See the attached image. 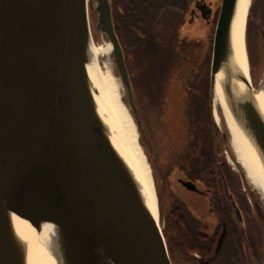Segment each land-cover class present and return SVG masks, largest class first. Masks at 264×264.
Returning a JSON list of instances; mask_svg holds the SVG:
<instances>
[{
  "label": "water",
  "instance_id": "1",
  "mask_svg": "<svg viewBox=\"0 0 264 264\" xmlns=\"http://www.w3.org/2000/svg\"><path fill=\"white\" fill-rule=\"evenodd\" d=\"M236 2L220 0L210 99L221 74L229 109L264 161V118L251 82L231 58ZM89 3L137 116L110 0H0V264H23L8 215L34 230L42 221L55 224L62 236L61 264H172L162 228L145 209L131 172L95 113L85 75ZM207 5L198 6L204 18L212 9ZM233 82L240 83L236 91ZM214 121L228 141L222 123ZM181 183L196 188L189 179Z\"/></svg>",
  "mask_w": 264,
  "mask_h": 264
},
{
  "label": "trees",
  "instance_id": "2",
  "mask_svg": "<svg viewBox=\"0 0 264 264\" xmlns=\"http://www.w3.org/2000/svg\"><path fill=\"white\" fill-rule=\"evenodd\" d=\"M110 2L115 32L124 52L133 91H137L136 86H139L140 90L146 93L150 100L148 108H159L158 114H164L165 93L177 80L181 82L179 89L190 92L185 103L188 107L187 135L178 153L180 168L188 179H200L204 185L210 187L211 201L217 206L214 207L219 212L226 210L228 231L222 246L214 252L215 239L211 241L205 237L203 240L197 235L186 207L180 199L170 194L171 200L162 228L169 255L181 264H188L191 260L189 252L194 247L200 249L206 245L211 251L210 264H246V256L240 251L235 233L230 230L233 223L229 215V206L232 202L236 205L241 203L248 213L249 208L241 194L236 191L239 183L236 179L232 181L229 175L231 170L219 153L221 143L215 141L212 132L213 128L216 129L208 103L212 36L200 44L183 32L188 9L193 1L189 3V0H110ZM177 9L186 10V13L176 12ZM177 41L196 42V45L183 52L179 51ZM157 52H161L162 56L159 61L161 80L156 93L152 85L145 91L143 70L146 71L150 64L144 60L149 59V54L154 58ZM147 55L149 56L146 59ZM175 89H178V86ZM220 170L223 171L224 178L221 177Z\"/></svg>",
  "mask_w": 264,
  "mask_h": 264
},
{
  "label": "bare ground",
  "instance_id": "3",
  "mask_svg": "<svg viewBox=\"0 0 264 264\" xmlns=\"http://www.w3.org/2000/svg\"><path fill=\"white\" fill-rule=\"evenodd\" d=\"M251 0H237L230 28V43L233 62L241 73L251 82L250 91L260 113L264 118V80L255 88L249 73L245 46V27ZM111 43L102 39L97 43L93 32L86 48L85 75L91 92L95 113L103 132L113 149L127 165L143 202L152 219L159 225L157 199L151 171L143 150L138 142L135 124L121 100L119 84L108 64L102 59L108 56ZM217 74L213 88L214 116L220 121L228 134L232 149V163L242 169L245 178L264 196V161L249 133L233 117L219 82ZM237 82V81H236ZM233 82L236 91L240 83ZM13 245L18 250L23 264H61L60 244L62 236L59 228L48 221L39 223L34 230L27 221L8 215Z\"/></svg>",
  "mask_w": 264,
  "mask_h": 264
},
{
  "label": "rangeland",
  "instance_id": "4",
  "mask_svg": "<svg viewBox=\"0 0 264 264\" xmlns=\"http://www.w3.org/2000/svg\"><path fill=\"white\" fill-rule=\"evenodd\" d=\"M191 2L192 1H189V3ZM205 2L210 6H217L218 12L220 1L205 0ZM175 11L182 14L186 13V10L182 11L181 9H177ZM89 22L91 32H93L96 42L101 43L102 39L108 41L105 37L101 36L96 30V14L91 9L90 3ZM214 25L215 24H213V27ZM205 26V22L201 18L195 19L194 22L186 24V27L183 29V32L189 34L190 36H192V39L197 40L198 43L202 44L204 41H207L205 39V36L208 35V32L203 33L204 30H206ZM189 35L187 36L190 37ZM212 35L213 29L210 30V35L208 36L211 37ZM194 40L192 41L194 42ZM177 44L179 47V51L184 52L187 51L188 48H193L194 45H196V42L184 43L183 41H177ZM245 46L247 51L249 73L252 80V84L255 88H259L261 82L264 80V0H251V4L246 18ZM160 54L161 52L155 53L154 58L152 54H149V59H147L149 55L145 57L147 60L144 61L150 62V64L147 66L146 71L143 70V76L145 75L144 84L146 83L144 87L145 91L148 90L149 85H152L155 88L153 90L156 93L159 90V81L161 80V69L159 67V61L162 56ZM104 61L108 64L109 69L111 70L114 78L119 84L121 100L127 108L128 113L135 124L136 131L138 134L139 145L143 150V153L146 157L147 163L151 171L155 195L157 199L159 225L161 228H163L165 223L164 216L168 210L169 202L171 200L170 194L176 196L174 188H177V184L175 178L171 174V171H173V167H180V158L178 156L180 147L179 140L169 135V132L174 135L175 131L173 129V125L171 123V127L167 123H162L163 121L167 120L166 116H164L163 114H158L159 108H148L150 100L148 99L146 93H143L140 90L139 86H136L137 91H133L137 107V116L133 113L128 103L126 89L120 79L116 64L113 59L112 49L110 50L108 56L102 59V63ZM180 85V80L175 81L171 85V88L167 90V93L169 91L176 90V86H178L179 89ZM212 102L213 100L210 99L209 95L208 103H210L212 118L214 121V106ZM216 123L217 122L214 121V127L216 128L214 138L216 139V142L221 143L219 152L220 156H223L227 166L231 170L229 172V175L232 178V181L233 179H236L239 183V186L236 187V191L241 194L244 202L247 203V206L249 208V216L251 219H253H249V225L251 228L249 229V231L250 234H252L251 238L255 243V253L254 256L252 255L251 258L257 263L264 264V196L260 193V191H258L248 182V180L245 178L242 169L232 163L230 159L233 158L232 149L228 141L224 142L221 131L217 127ZM174 198L175 197L173 196V199ZM245 213L246 210L244 212V216ZM170 259L172 261V264H181L173 256H170Z\"/></svg>",
  "mask_w": 264,
  "mask_h": 264
},
{
  "label": "flooded vegetation",
  "instance_id": "5",
  "mask_svg": "<svg viewBox=\"0 0 264 264\" xmlns=\"http://www.w3.org/2000/svg\"><path fill=\"white\" fill-rule=\"evenodd\" d=\"M189 1H193V2L189 6L188 9L189 16L187 17V22L185 23L183 28L186 27V24L192 23L194 22L195 19L201 18L206 25L205 26L206 30H204L203 33L208 32L207 34L210 35V30H212L213 24H215L216 21L217 6H210L212 8L211 12L207 14V16L204 18L202 17L201 11L199 10L198 6L202 4L207 5L205 0H189ZM196 1L198 3H196ZM208 35L205 36L206 40L210 38V36ZM189 93L190 92L186 90L176 89L173 91H169L168 93L166 91L165 94L167 95H165L164 97L165 105L163 106V109L165 113L163 115L166 116V120H167L165 121V123L169 124L170 126L172 123L175 132L174 135H172L169 132V135L179 140V145H180L179 150L183 147L187 135L188 122L186 117V111L188 107L185 105V103L187 101L186 97ZM214 135H215V131L213 133V136ZM220 172L223 171L220 170ZM171 174L175 178L177 184V188H174V192L176 193L177 198L181 200V202L184 204L187 211L189 212L195 232L197 233V235H200L203 238V240L205 237L209 238L211 241L212 239H215V243L213 244L214 252H217L222 246L223 239L228 231L227 221L225 219L226 210H220L219 212L215 208L217 206L211 201L212 200L211 188L204 185V183L200 179L197 178L189 179L196 184L195 190H189L181 183V180L188 179V177L180 167L179 168L173 167V171H171ZM244 212L245 210L241 205V203H238L237 205L234 202L230 203L229 215L233 223V228L232 229L230 228V230L233 233H235V238L238 242L240 251L242 252V254H245L246 256V264H260L255 262V260L253 261V259L251 258L252 255L254 256L255 253L254 251L255 243L253 242L251 238L252 234H250L249 231V229H251L249 225V219L251 218L247 211L244 216ZM223 231H224V235L221 244L217 248L219 236ZM189 254L191 260L188 264H210L209 257L211 256V251L208 250L206 245L201 246L200 249L194 247L189 252Z\"/></svg>",
  "mask_w": 264,
  "mask_h": 264
}]
</instances>
